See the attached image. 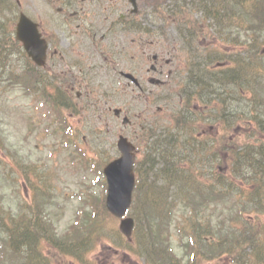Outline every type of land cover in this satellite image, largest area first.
Returning a JSON list of instances; mask_svg holds the SVG:
<instances>
[{"label": "trees", "instance_id": "1", "mask_svg": "<svg viewBox=\"0 0 264 264\" xmlns=\"http://www.w3.org/2000/svg\"><path fill=\"white\" fill-rule=\"evenodd\" d=\"M191 1L189 7L187 0H172V9L168 13L161 9L160 4H157L155 12L165 18L184 15L186 23L190 25L194 20L190 17L188 10L195 7L204 12L205 18L211 20L213 25L218 27L220 31L227 30L229 35L225 38V42L234 45L237 48L236 53L240 51L241 40L238 39L239 37H235L232 31L236 30L237 32L240 28H247L250 23L253 29L249 26L248 30H252L255 34L250 35L252 41L244 43L245 47L249 49L245 53V56H247L245 62H247L246 66L249 73L254 70L256 64L251 65L255 59H252V57L253 55L258 56V54H255L254 51L250 52V49L255 47L254 50L257 52L264 43V38L260 42L261 31L264 29V16H262L263 12L260 9L261 0ZM2 11L0 9V12ZM251 16L256 20L253 21ZM223 20H225V23ZM10 24L11 21L7 23L0 21V27L3 28L9 27ZM190 31L193 34H200L199 32H201L197 24ZM7 32V35L3 34V37L4 40L10 41V29ZM3 44L4 42L0 43V48ZM221 49L225 50L223 46L220 48L214 47L209 54L210 60L213 58L214 62L221 60L218 57L221 55V51L219 52ZM226 51L224 53H227ZM208 64H211L210 61ZM194 65L202 67L201 64ZM213 69L216 75L223 74L216 72L217 68ZM233 74L236 75V72L230 71L228 74L223 75ZM196 77L195 75L190 80L192 89L191 94L187 97L189 108L191 107L190 103L195 99V94L200 93L203 95L205 88L209 92V84L203 89H198L196 85L198 83L195 81ZM236 79L239 80V78ZM223 81L227 82L228 79ZM219 83V80H217L216 84L219 85ZM218 85L217 90L221 89ZM189 111L190 109L186 110L183 106L176 109L172 116L177 121H173L172 128L169 126L162 127V134L151 132V134H156L157 137H154V141L147 148L148 152L141 160L143 180H145L144 182L148 187L153 185V191L149 195L150 202L154 204L160 196L159 193H165V197L161 201L164 205L165 202L169 203L168 199L171 196L174 199L173 203L177 204L178 202V207L184 208L185 211L189 207H194L191 215L194 220H191L189 229L193 236L191 241L195 246V264H224L225 261H232L233 264H264V142L259 145L255 143L259 139L255 137L264 134L263 116L261 113L256 116L253 114L252 123L258 129V133L254 134V139H250V136H246L242 140L240 138L230 139V137L220 135L216 141H210L209 138L197 135V128L201 129L202 123L200 122L203 119H195V116L193 118L189 117ZM222 118L224 117L215 118L216 121L207 120V122L218 123L217 121ZM1 139L2 137H0V142ZM241 147L242 149H240ZM222 162H228L230 165L228 172L216 173L213 171L214 166ZM205 168L206 170H204ZM154 169H157V171L152 179L151 173ZM239 180L242 181L241 184L236 182ZM158 181L161 190L155 194V189L158 190L155 184ZM176 198H179V200ZM188 198L193 203L184 204L183 202ZM230 201L232 210H235L234 213L229 212L223 217L214 214L215 212L212 210L214 206H222L223 203H229L230 205ZM35 211L37 212L38 209ZM150 212L152 217L145 219L141 230V234L146 238L147 234L144 233V228L147 233L149 232L150 240L144 242V249L149 256L147 257L148 264H168V261L171 264L172 256L168 252L171 244L167 243L168 236L162 238L160 234L163 227H166V222L159 221L158 217L156 218L155 211L154 213ZM36 225L35 235L41 239L43 236L41 229H39L40 226L37 223ZM28 226V222H26L25 228ZM155 227H158V230ZM140 229L141 225H138L139 233ZM20 235L21 233L16 235L14 232L8 236L10 238L8 248L12 251L11 260L15 259L14 247ZM70 242L67 239L62 244L60 239L59 241L54 240L55 250L60 251L55 255L59 261L64 260L61 258V254L63 253L62 250L65 251V247H68L67 252L75 254L77 251V243L71 242L70 244ZM40 246L39 243L37 251H41L44 248L43 246L48 248L49 244L47 242L44 245V242H42V248ZM158 247L163 252L159 251ZM160 254L161 258L159 259ZM38 261H41V258H38ZM1 264L9 263L5 261Z\"/></svg>", "mask_w": 264, "mask_h": 264}, {"label": "rangeland", "instance_id": "2", "mask_svg": "<svg viewBox=\"0 0 264 264\" xmlns=\"http://www.w3.org/2000/svg\"><path fill=\"white\" fill-rule=\"evenodd\" d=\"M16 1L17 0H4L3 2L4 5H6V9L11 10V15H13V13L18 10L16 9V5H15ZM19 1L23 3L22 8H24V11L28 12L30 15L32 14L35 17V19H37L38 21H43V19H46V23H48L49 25H53L56 22H59V20H55V22H53L52 20V22H50L49 18L57 14L56 12L57 8L60 7L63 9L62 1L59 0L58 3L54 5H49V6L47 5L46 0H19ZM119 8L122 11L123 8H128V6L126 7L125 2L122 1L119 5ZM68 9L69 8L63 9L64 13H65V10H68ZM146 9H150V7H146ZM57 16L58 18L62 17L59 14H57ZM98 24H100L99 21H98ZM61 29L63 31L55 28V30L58 32V34L61 37V41L64 43L62 46L64 48H67L68 41H67L66 33H65L66 29L65 28H61ZM75 30L76 29H74V31ZM167 35L171 36L174 39L178 37L175 33L174 28L170 26L167 28ZM120 38H121V42L123 43L124 38L122 37ZM205 40L212 41L209 38ZM161 41L166 42V44L161 42L160 44L158 43V45L151 46L148 48L149 52H154L158 50H163V51L167 50L168 52L170 48L174 49L175 47L181 51L180 45L176 44L177 42L174 43L173 41H170V40H168V42L166 40H161ZM105 43L108 44L109 40H107ZM163 53L166 54V52H163ZM170 56L171 55L167 54L164 57L167 58ZM124 60L125 58L118 57L117 59L118 63L116 62L117 67L120 64L118 70L130 71L129 69L131 68L132 63H128V61L126 60L124 61ZM149 60L150 62L148 61L146 63L148 64L147 67H149L150 64L152 63L151 57ZM91 65H93V63H91L90 66ZM96 65H98L97 66L98 70H96L98 71L97 72L98 75L93 73L87 76L86 78L89 80L92 79L94 83L96 82L97 84L99 82V85H104V87L98 92V93H101V91H103L102 93L104 94L105 91H111L110 89L107 90L106 88L108 86L110 87L111 85H113L114 78L110 76L112 75V73L110 72V66H106L105 68L104 66L105 64L103 62L96 63ZM82 73H83L82 76L85 78L86 75L84 74V69H82ZM155 75H156L155 72L153 71L149 72L147 77L146 75L140 76V81L143 84L147 83L149 85L151 83H148V79L151 76H155ZM157 76L159 78L161 77L164 79L168 78L166 74L164 75L157 74ZM118 79H120L121 82H126L120 76ZM82 90L85 93L84 87ZM90 92H92V90ZM122 95L117 99V101H115V103H111L110 101L106 100L105 102L106 106L104 105L102 106V108L96 107L97 108L96 110L91 109V112H89V109L92 107L89 108L86 105L87 97L82 95V101L78 108L80 109V115L73 116L71 118V120H73V123L79 128L78 130V133L80 136L79 143L83 147H85L88 151L92 150L94 141H97L99 143L107 142L106 147L101 152H99L101 153L99 157L102 156L101 159H105L108 156L118 155L119 152L117 151V138L121 133L128 136L130 140H133L135 144H137L139 143V140H137L138 133L142 129L149 126L150 122L153 119L155 120L156 117H159V118L170 117L169 114L166 115L165 114L166 112H163L167 110L166 107H161V109L158 108L159 112L161 111L163 112L160 114V113H157L158 112L157 106L151 105V103H148L147 105L144 102H142L141 107L138 106V108L130 110L129 103L131 104L134 103L136 105H138L139 103L133 100L132 97H130L129 95H126V96H122ZM119 102H126V104L129 106V111L127 112V115L131 119V122L126 127L123 126L121 118L120 119L115 118L111 114L112 113L111 109H114L115 106H119ZM111 104H113L111 106L112 108L108 109L107 106ZM35 112H37V110ZM23 116H24V113L18 109L15 111L13 115V119H11L10 121V124L14 130V133H12L13 137H15V139H20V141H24L25 136L31 135V134H28V130H29L28 122L25 121V124H24L22 120ZM42 123L44 122H41L40 124ZM36 129L38 130L35 133ZM36 129L34 131L35 134H32L30 136L28 143L31 145V148L34 146V150L37 151V154H36V157H34V160L38 163V166L41 167L42 170L46 171L48 175L51 174L54 178V186H55V189H57V193H56L57 200L59 202L61 201L65 203L64 213H63V216L60 222L61 223L60 229L68 228V226H70L71 222L75 218L74 209H76L79 203L78 202L79 200L78 198H74L68 201L67 196H69L70 194H73V192L75 191H79L80 189L79 187L83 185L81 182V180L84 179L83 172L81 170V166H79V163L77 161L75 163L71 162L73 160L72 158L75 157L74 156L75 150L73 147L69 148V150H64L68 152H63L61 150L59 151L57 148H60V145H61L60 140H58L59 145L54 147L53 143L56 142V139L54 138L45 139L44 135L46 133H44V125ZM26 131H27V134H25ZM81 138H83V140ZM48 143H52V144H48ZM146 144L147 143L143 142L141 145L142 148H144ZM49 147L53 148L55 151L54 156H52L53 159H50V155L49 156L47 155L48 153L47 151H49ZM45 161H46V164H45ZM87 179L88 180L86 181V183L88 184L86 187L88 188V186L91 183L92 176H88ZM96 184L99 185L101 183L97 182ZM98 185H96L97 187L93 186V188H98ZM99 187L100 189H102L101 186ZM105 216H106V221H109L106 225L107 229L109 231L110 229L116 230L120 224V221L117 220L116 222L111 217H108V215H105ZM97 222H99V224H102L100 218H98ZM115 235L116 233L113 234V236ZM173 241H175L174 244L176 246L177 252L179 253L181 249L178 246L179 242L176 240L175 233L173 234ZM94 245L97 248L95 249V251H93L90 254V256L99 260L101 264H138V262L134 258H132L130 255L125 254L123 250L117 251L116 246L109 245L105 241H102V240L100 242L98 241V243H94Z\"/></svg>", "mask_w": 264, "mask_h": 264}, {"label": "water", "instance_id": "3", "mask_svg": "<svg viewBox=\"0 0 264 264\" xmlns=\"http://www.w3.org/2000/svg\"><path fill=\"white\" fill-rule=\"evenodd\" d=\"M21 22H20V25H19V38L20 39H23L25 42H27V48L28 50L30 51L31 54H34L35 57L39 60V58L37 57L36 53H39L42 57H44L45 53H44V47L41 46V43L44 45V42L39 40L38 38V34H37V31H36V28H35V24L33 22H31L29 19H27L24 15H22L21 17ZM35 36H34V35ZM34 42V44H33ZM29 43V44H28ZM35 45V46H34ZM37 52L34 53L33 50H35ZM128 204V201H126V199H122L121 200V209L123 208L122 211H120V213H123L125 212V207L127 206ZM110 205H115L113 203L112 200H110ZM113 210H115L116 212H119L117 209L113 208ZM118 213V214H120ZM123 224H122V229L124 232H126L128 234V236L131 235V226L128 225L126 226V223L129 221V220H123Z\"/></svg>", "mask_w": 264, "mask_h": 264}, {"label": "bare ground", "instance_id": "4", "mask_svg": "<svg viewBox=\"0 0 264 264\" xmlns=\"http://www.w3.org/2000/svg\"><path fill=\"white\" fill-rule=\"evenodd\" d=\"M37 236L32 233L25 232L22 237H20L21 244H26L30 242H34Z\"/></svg>", "mask_w": 264, "mask_h": 264}]
</instances>
